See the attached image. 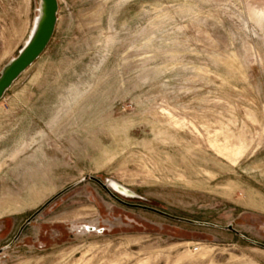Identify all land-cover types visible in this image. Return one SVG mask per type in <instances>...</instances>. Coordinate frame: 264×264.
I'll return each mask as SVG.
<instances>
[{"label":"rangeland","instance_id":"obj_1","mask_svg":"<svg viewBox=\"0 0 264 264\" xmlns=\"http://www.w3.org/2000/svg\"><path fill=\"white\" fill-rule=\"evenodd\" d=\"M58 1L0 101V264H264V0ZM38 9L0 0V74Z\"/></svg>","mask_w":264,"mask_h":264},{"label":"water","instance_id":"obj_2","mask_svg":"<svg viewBox=\"0 0 264 264\" xmlns=\"http://www.w3.org/2000/svg\"><path fill=\"white\" fill-rule=\"evenodd\" d=\"M58 14V0H39L38 15L35 19V23L27 43L22 48L19 55L16 58L12 59L1 71L0 101L4 98V96L11 89L14 83L40 59V57L44 54V52L50 45L56 31L58 23ZM103 187L106 189L110 187L115 193L122 197H135V194L132 191L110 180H108L107 184L103 185ZM113 197L120 201L117 197ZM48 204H46L39 211H37L28 220L24 227L30 224L39 214H41L46 209ZM144 209L149 208L144 207ZM226 229L233 230V227L230 226ZM87 230L104 232V230H98L96 228H87ZM258 245L264 247L261 244ZM3 252L4 249L0 250V254Z\"/></svg>","mask_w":264,"mask_h":264},{"label":"bare ground","instance_id":"obj_3","mask_svg":"<svg viewBox=\"0 0 264 264\" xmlns=\"http://www.w3.org/2000/svg\"><path fill=\"white\" fill-rule=\"evenodd\" d=\"M239 149V148H238ZM242 156V155H241Z\"/></svg>","mask_w":264,"mask_h":264}]
</instances>
